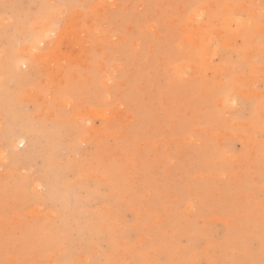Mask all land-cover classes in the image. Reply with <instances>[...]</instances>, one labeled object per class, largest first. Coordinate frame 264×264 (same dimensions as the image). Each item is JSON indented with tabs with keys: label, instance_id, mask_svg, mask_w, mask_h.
<instances>
[{
	"label": "rangeland",
	"instance_id": "1",
	"mask_svg": "<svg viewBox=\"0 0 264 264\" xmlns=\"http://www.w3.org/2000/svg\"><path fill=\"white\" fill-rule=\"evenodd\" d=\"M263 105L264 0H0V264H264Z\"/></svg>",
	"mask_w": 264,
	"mask_h": 264
},
{
	"label": "bare ground",
	"instance_id": "2",
	"mask_svg": "<svg viewBox=\"0 0 264 264\" xmlns=\"http://www.w3.org/2000/svg\"><path fill=\"white\" fill-rule=\"evenodd\" d=\"M211 4V3H210ZM198 8V7H197ZM255 8V7H254ZM259 9H261V8H259ZM34 10V9H33ZM249 10V9H248ZM253 10V9H252ZM58 11H61L60 9L58 10ZM57 11V12H58ZM163 11V10H162ZM254 11V10H253ZM49 12V11H48ZM48 12H44L43 14H47ZM252 12V11H251ZM257 12H258V10H257ZM163 13V12H162ZM70 14V13H69ZM228 14V13H227ZM74 15V14H73ZM48 16H50L49 15V13H48ZM163 16V15H162ZM190 16V15H189ZM4 17V16H3ZM70 17V16H69ZM191 17H193V15L191 16ZM231 18V17H230ZM197 19V18H196ZM238 19V18H237ZM72 20V19H71ZM174 20V19H173ZM194 20H195V18H194ZM239 20V19H238ZM59 21V19L57 18V17H53V16H50V17H48L47 18V22L44 24V26H43V33L45 34V35H49V33L51 34V32H55V43H56V45L55 46H58L59 47V45L62 43L61 42V40H62V38L65 36V34H66V29L63 27V28H61V29H57L54 25L57 23ZM86 21H88V20H86ZM241 21V20H240ZM233 24H235V22L234 21H231ZM231 23V24H232ZM6 24V23H5ZM232 24V25H233ZM249 24V23H248ZM37 26V25H36ZM73 26H75V24L74 23H71V27H73ZM39 27V26H38ZM260 30H261V27H260ZM260 30H258V31H260ZM80 30H74L73 29V31L71 32V38H75L76 40L78 39L77 37H79V34H80ZM94 32H96V31H94ZM156 32V31H155ZM193 32V31H192ZM98 33V32H97ZM94 35H95V33H94ZM44 37V36H43ZM47 37V36H46ZM70 37V36H69ZM194 37V36H193ZM232 35H231V39H232ZM70 38V39H71ZM200 38V37H199ZM198 38V39H199ZM234 38V37H233ZM230 39V40H231ZM53 40V41H54ZM72 40V39H71ZM202 40H204L205 42H206V46L207 47H205L206 49L204 50L205 52H204V57H205V59H206V61H208V60H210V59H213V58H215V55H217V49L215 48V47H213V45H212V43H210V39H202ZM40 41H44V38H41L40 39ZM84 41V40H83ZM196 41H198V40H196ZM236 41V40H235ZM234 41V42H235ZM85 42V41H84ZM200 42H202V41H200ZM228 42V41H227ZM75 43V42H74ZM196 43V42H195ZM236 43V42H235ZM178 44V43H177ZM198 44V43H197ZM85 45V44H84ZM231 45V44H230ZM236 45V44H235ZM94 46V45H93ZM180 46V45H179ZM55 48H57V47H55ZM21 49V48H20ZM27 50V49H26ZM57 51H58V49H56ZM23 51V50H22ZM56 51V52H57ZM59 51H62V50H60V48H59ZM74 51V50H73ZM245 51V50H244ZM31 52V51H30ZM63 52V51H62ZM198 52V51H197ZM58 55L56 56L58 59H67L68 57H70L69 56V54L70 53H68V52H64L62 55H63V58L61 57V53H57ZM247 54V53H246ZM35 55V54H34ZM47 55V54H46ZM71 55H72V53H71ZM44 56H45V54H44ZM252 56V55H251ZM49 57V56H48ZM43 58H45V57H43ZM70 58H72V57H70ZM80 58H82L81 56L79 57V60H81ZM72 59H74V60H77V58H72ZM42 60V59H41ZM48 61V60H47ZM51 61V60H50ZM217 63V62H216ZM23 64V63H22ZM214 64V63H213ZM112 65V64H111ZM220 65V64H219ZM209 66H211V65H209ZM121 67V66H120ZM213 67H215V69L217 68V66H213ZM48 70V69H47ZM50 70V69H49ZM189 70V69H188ZM100 71V70H99ZM110 71V70H109ZM112 71V70H111ZM216 71H219V69L217 68L216 69ZM114 72V71H113ZM194 72V71H193ZM196 72V71H195ZM103 75H104V73H103ZM239 76V75H238ZM180 77V76H179ZM241 77V76H240ZM104 78V77H103ZM106 79V78H105ZM185 79H186V77H185ZM188 80V79H187ZM106 81V80H105ZM105 81H103V82H105ZM249 82V81H248ZM238 88V87H237ZM259 92V91H258ZM257 92V93H258ZM244 94V93H243ZM262 94V93H261ZM262 102V101H261ZM260 104V103H259ZM264 106V105H263ZM41 112V111H40ZM98 112V111H97ZM49 113H50V111H49ZM95 117V116H94ZM86 129V128H85ZM193 133V132H192ZM239 137V136H238ZM255 139V138H254ZM22 140V139H21ZM14 141V140H13ZM12 141V142H13ZM23 141V140H22ZM243 143H244V141H243ZM250 145V144H249ZM18 146V145H17ZM91 173V172H90ZM93 176V175H92ZM97 176V175H96ZM78 181V180H77ZM72 182V181H71ZM8 192V191H7ZM106 225V224H105ZM51 234V233H50ZM148 247V246H147ZM94 250V249H93ZM57 252V251H56ZM96 252V251H95ZM49 261V260H48ZM192 261V260H191Z\"/></svg>",
	"mask_w": 264,
	"mask_h": 264
}]
</instances>
